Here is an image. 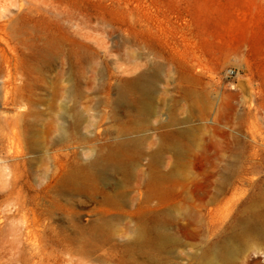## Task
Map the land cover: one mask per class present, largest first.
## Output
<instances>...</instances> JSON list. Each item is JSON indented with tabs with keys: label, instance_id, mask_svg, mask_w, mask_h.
Listing matches in <instances>:
<instances>
[{
	"label": "rangeland",
	"instance_id": "374dc122",
	"mask_svg": "<svg viewBox=\"0 0 264 264\" xmlns=\"http://www.w3.org/2000/svg\"><path fill=\"white\" fill-rule=\"evenodd\" d=\"M0 133V264H163L167 194L204 244L264 208V0H0Z\"/></svg>",
	"mask_w": 264,
	"mask_h": 264
},
{
	"label": "bare ground",
	"instance_id": "6f19581e",
	"mask_svg": "<svg viewBox=\"0 0 264 264\" xmlns=\"http://www.w3.org/2000/svg\"><path fill=\"white\" fill-rule=\"evenodd\" d=\"M59 131L61 134L67 133L64 126H59ZM230 209L231 205L228 202L224 204L220 202L209 210L208 215L215 221L213 225H210L208 240L200 245L203 242L200 240L203 233L199 227L194 230V235L190 238L185 236L186 233L181 235L183 226L179 222H175L176 234L170 232V216L173 209L170 195L167 194L163 212L166 222L159 245V249L164 254L163 264H169V256L173 253H176L175 258L181 262L183 252L188 261L182 264H234L237 262L249 243L248 239L264 238V208L262 212L253 213L247 207H238L231 215ZM190 246L193 247L192 253L187 251Z\"/></svg>",
	"mask_w": 264,
	"mask_h": 264
}]
</instances>
